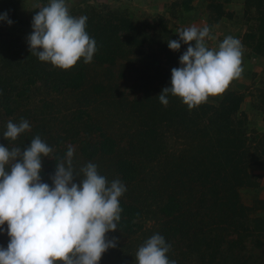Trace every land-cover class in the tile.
<instances>
[{
  "label": "rangeland",
  "instance_id": "374dc122",
  "mask_svg": "<svg viewBox=\"0 0 264 264\" xmlns=\"http://www.w3.org/2000/svg\"><path fill=\"white\" fill-rule=\"evenodd\" d=\"M48 2L25 0L14 12L7 13L13 23L0 21V25L15 36L28 38L33 32L34 15ZM183 2L185 0H66L70 12L79 10L80 15L97 16L103 24L132 19L137 32H131V44L114 63L90 69L83 90L47 94L40 88L30 106L40 113L47 100L51 104V125H42L38 116H34L29 122L30 131L22 133L15 142L6 143L10 149L19 147L23 150L39 136L53 149L50 157L43 158L42 166L54 155L67 153L72 146L75 149L73 168L78 174L75 182L79 183L83 178L80 169L91 162L97 165L99 174L105 176L109 184L119 179L126 186L120 200L142 208L143 216L138 220L140 226L132 233L118 229L109 232V239L117 238V246L102 256L100 264L115 261L136 264L138 248L154 234L162 235L171 245L168 258L176 264H243V241L262 238L257 231L249 234L240 221L232 220V224H228L214 219L217 207L211 200L210 191L204 190L201 184L205 179L201 175L208 174L210 166L203 174L198 168L207 158L204 153L208 150V138L200 130L198 134L189 130L197 118L192 114L197 110L211 114L226 108L222 112L223 121L235 132L246 131L244 139L257 159L248 168L256 185L238 188V197L241 204L244 202L249 206L256 205V198L262 199L255 215L264 219V156L258 151L264 143V47L261 51L255 50L256 41L246 37L255 29L256 22L250 19L251 14L245 13L246 0H211L208 6L206 0H190V9ZM193 25L210 29L214 39H206L209 48L218 49L229 35L239 39L244 49V71L239 79L230 83L225 93L209 97L202 109L189 110L181 98L171 93L167 96L168 105L164 106L158 95L165 87H171L172 69L181 67L180 56L188 47L181 42L183 48L174 51L168 42L179 40L178 29ZM96 85L103 86L102 94H95ZM186 107L191 116L185 113L180 118L178 111ZM81 109L90 112L94 121L118 139L116 153L93 158L82 154L79 139H92L96 132L91 123H85L87 116L79 122L77 117ZM167 110L179 113L177 127L167 118ZM9 120L17 124L21 121L18 118L1 122L2 138ZM147 143H159L160 154L150 158ZM122 157H132L140 164V174L133 182L122 180L117 172L116 164ZM65 160L66 154L61 162ZM241 167L236 173L231 171L229 176L243 179V165ZM219 172L224 176L223 170ZM214 175L217 174L212 170L208 178L212 179ZM171 193L184 203L176 216H167L161 211ZM0 246H3L2 242Z\"/></svg>",
  "mask_w": 264,
  "mask_h": 264
},
{
  "label": "clouds",
  "instance_id": "9594fccd",
  "mask_svg": "<svg viewBox=\"0 0 264 264\" xmlns=\"http://www.w3.org/2000/svg\"><path fill=\"white\" fill-rule=\"evenodd\" d=\"M87 19L73 16L66 0H49L33 17L28 37L32 55L63 70L81 58L91 63L97 44L86 31ZM0 21L13 23L7 13ZM178 35L179 40L168 42L169 48L179 51L181 42L188 47L180 56L181 67L172 69L171 87L158 98L167 106L171 93L192 110L225 93L242 76L244 49L230 35L218 49L209 48L206 39L214 38L208 27L193 25L178 29ZM30 130L27 120L18 124L9 120L3 138L16 141ZM52 152L39 136L23 150L0 144V231L10 238L6 248L0 246V264H100L102 256L117 246V238L107 234L117 231L126 186L119 179L109 184L91 162L80 169L83 178L75 182L72 146L66 160L57 163L50 186L42 182L41 172L43 158ZM170 248L162 235L154 234L138 248L136 264H176L168 258Z\"/></svg>",
  "mask_w": 264,
  "mask_h": 264
},
{
  "label": "trees",
  "instance_id": "16d2710c",
  "mask_svg": "<svg viewBox=\"0 0 264 264\" xmlns=\"http://www.w3.org/2000/svg\"><path fill=\"white\" fill-rule=\"evenodd\" d=\"M23 1L25 0H0V13L14 12ZM189 1L183 2L187 9L192 8ZM78 11H72L71 14L77 17L87 16L86 31L90 37L95 39L97 51L91 63L86 64L81 58L77 65L69 70H63L54 67L49 62L40 61L37 56L32 55L28 38L15 36L6 31L4 25H0V130L1 122L6 119L20 118L30 122L34 116L35 118L38 116L42 125H51V104L47 100L43 102L40 113L35 107L30 106L34 95L40 88H43L47 94L79 92L87 86L92 67L112 64L120 55L126 53V46L131 44V32L134 30L137 32V27L132 19L123 18L122 23L111 21L109 24H103L99 17L80 15ZM245 13L251 14L250 19L252 18L256 22L255 29L247 33L246 37L256 41L255 50L261 51L264 47V0H246ZM181 47L183 48L182 44ZM94 92L96 95L102 94L103 86L96 85ZM205 105L201 104L197 108L202 109ZM225 110L226 108H223L221 111H213L211 114L207 111L198 112V110L194 114L191 113L197 118L189 130H194L195 134H198L200 130L209 142L208 150L204 153L207 158L202 160L198 168H201L203 174L206 167L210 166V172L214 170L217 174L212 179L208 178L210 172L201 175L205 178L201 180V184L204 186V190L210 191L211 200L217 207L213 216L216 221L228 224H232V220H235L236 223L240 221L243 227L249 230V234L257 231L258 235L263 238L257 237L258 239L255 240L243 241V264H264V219L260 215H255L263 200L256 198L254 206H249L244 202L241 204L237 192L240 187L256 185L248 168L256 163L257 159L251 153L250 147L244 139V136H247L246 131L235 132L223 121L222 112ZM180 111H178L179 117L183 118L189 110L186 107L181 108ZM178 112L167 110V118L173 120L174 127H177ZM187 115L191 116L189 113ZM84 116H87L86 121H88L85 123H91L95 127L96 134L92 139H79L82 154L86 158H93L98 155L116 153L119 149L118 139L106 132L104 126L94 121L92 114L85 109H81L79 117H77L79 122ZM6 143L7 140L2 138L0 132V144L7 147ZM147 144H149L147 150L150 158H155L160 154L159 143ZM258 151L260 155L264 156V143ZM203 152L201 151V153ZM65 154L66 151L54 155L53 159L42 166V182L52 186L51 177L55 174L57 163L61 162ZM221 159L225 162L222 163ZM241 165H243V179L236 180L234 176L230 177L231 171L236 173L241 170ZM139 166L140 164L132 157L119 158L116 164L118 174L126 182H133L137 179L140 174ZM221 170L224 171V176L219 172ZM208 200L205 199V201ZM183 205V201L176 194L171 193L161 207V211L167 216H176L182 211ZM120 206L123 211L117 229L125 233L137 231L140 226L138 220L143 216L142 208L123 199L120 200ZM4 229H7V224L4 225ZM9 239L6 231H0V242L3 247H7ZM112 264L124 263L115 261Z\"/></svg>",
  "mask_w": 264,
  "mask_h": 264
},
{
  "label": "crops",
  "instance_id": "0c3cea01",
  "mask_svg": "<svg viewBox=\"0 0 264 264\" xmlns=\"http://www.w3.org/2000/svg\"><path fill=\"white\" fill-rule=\"evenodd\" d=\"M197 1H199V0H197ZM210 2H211V0H206V4H207L206 6H208L210 4ZM194 4L196 5V3H194Z\"/></svg>",
  "mask_w": 264,
  "mask_h": 264
}]
</instances>
